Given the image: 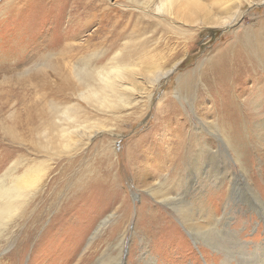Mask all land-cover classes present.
Segmentation results:
<instances>
[{"label": "rangeland", "instance_id": "obj_1", "mask_svg": "<svg viewBox=\"0 0 264 264\" xmlns=\"http://www.w3.org/2000/svg\"><path fill=\"white\" fill-rule=\"evenodd\" d=\"M158 1L103 0L106 11L94 12L90 0H0V180L11 183L13 177L35 167L46 173L39 199L22 213L25 218L11 229L12 237L10 230L0 236V264H100L104 253L117 263L121 240L122 264H144L149 258L158 264H211L213 256L224 263L223 249L203 257L175 219L164 198L183 174L167 166L162 153L170 152L175 138L181 136L178 126L190 131L191 122L211 108L210 99L196 100L198 92L207 93L200 75L211 61L228 45L231 57H254L252 48L259 39L251 29L264 22V4L231 0L234 25L225 30L216 26L217 17L224 15L219 8L227 6L224 0L214 9V0H187L190 14L184 26L154 15L153 3ZM74 4L85 10L75 13L73 20L68 10ZM109 18L129 26L116 43L108 39ZM67 44L74 46L72 52ZM164 45L175 48L165 67L174 66L173 73L154 87L149 86L150 75L137 79L142 88L127 93L126 104L108 107L89 99L87 92L100 84L91 76L79 81L74 74V67L83 68L88 60L87 70L93 73L118 54L122 64H135L144 75L141 62L145 65L155 48ZM259 66L256 72L239 73L229 80L243 93L234 106L240 109V117L221 123L233 130L232 149L224 151L221 161L231 154L243 167L231 163L230 169L240 181L235 187L239 199L252 189L264 199V129L260 126L264 89L259 93L257 88H264V65ZM183 80H189L191 88L199 85L189 106L183 99L182 106L175 92ZM222 87L232 94L231 85ZM215 91L212 88V97H218ZM166 95L174 103L168 112ZM177 108V114L170 112ZM204 133L208 144L216 147L217 135ZM225 189L227 184L209 187L206 197L220 199L207 205H216L219 211ZM236 207L233 211L241 210L237 216L242 213V217L235 216L230 228L223 229L222 241L229 247L236 245L233 229L242 241H262L263 222L244 202ZM31 217L38 220L36 227L30 225ZM31 229L36 235L26 241ZM227 260L249 264L237 250L230 251Z\"/></svg>", "mask_w": 264, "mask_h": 264}, {"label": "bare ground", "instance_id": "obj_2", "mask_svg": "<svg viewBox=\"0 0 264 264\" xmlns=\"http://www.w3.org/2000/svg\"><path fill=\"white\" fill-rule=\"evenodd\" d=\"M258 1L261 4H264V0ZM224 2L227 4L226 9L219 8V0L213 1L212 9L219 8V12L225 15L217 17V21H219V23L216 26L220 29L226 30L234 25L232 24V17L236 12L232 11V4L229 5L231 0H224ZM45 4L46 1H44V6ZM103 4V0H90L89 3L90 7L94 9V12H105L106 10H103L105 9L103 8ZM187 4H189L187 0H159L155 4L153 3L154 8L152 11L157 17L164 16L168 20H176L184 26V20L187 19L188 14H190ZM84 10L85 9L81 6L74 4L68 11L70 14L74 15L71 16V19L74 20L75 13L83 12ZM146 10L147 12H151L148 9ZM86 15L87 12L85 13V16ZM124 16L125 13H123V16L121 17L123 18ZM109 24H111L112 30L109 31L110 37L108 39H111L112 42L115 43L129 28V26L125 24V21L119 19H115L114 21L110 20ZM136 24L133 25L136 26ZM145 26L148 27V23ZM251 33H255L256 37L259 39L252 48L254 57L248 54H238L231 57L228 54L230 50V46L228 45L222 54H219L216 59L211 61L210 67L205 69L200 75V85L206 89L208 88L207 93H204L203 91L198 92L196 99L205 102L210 99L212 103L211 108L206 109V112L204 111L203 114H201V117L199 116L196 121L191 122L190 131H187L186 127L178 126L177 129L179 130L181 136L179 135L176 138L174 137L175 140L172 144L170 152L168 150L167 152L163 151L164 153H162L167 166L177 167V170L183 174L179 184H175L172 189V194L164 199H167V202H169V205L176 213L175 219L180 223L181 227L184 228L193 244L197 247V249L201 248L200 250L203 251V257L208 256V253L212 251L219 253L222 249L224 250L225 260L223 264H228L229 261L227 259L229 258V252H232V250H237L244 257H247L249 264H264V239L262 241H242L233 229L232 234L236 236L235 243L237 246L233 245L229 247L222 241L223 229L225 227L230 228V222L235 218V216L240 218L242 217V213L240 216H237V213L239 211L241 212V210L236 209L233 211L234 208H237L236 206L240 205L241 202H244L245 205H247V208L256 214V217L260 219V222H263L264 227V199L262 196L252 189L250 193L245 195L246 197H244V199H239V197L236 198L238 194L236 193L237 190L235 187L236 183L240 181L238 176H235L230 169L232 164L237 165V167L240 165L239 167L243 169V167H241V161L237 158L235 159L231 154H228V156L224 159L225 162L221 161L224 151L232 149L231 137L233 135V130L231 131L230 129H227L221 123L227 118L231 120L239 119L240 109H234V106L239 103L238 101L243 94L242 92H237V85L232 84L229 80H233L234 77L237 78L239 73L256 72L259 64L264 65V22L253 25ZM186 40L187 38L184 42H186ZM65 47L71 52L72 47L74 48V46L70 44H67ZM160 47H156L154 50L156 52H153L151 57H147V59H145L148 61L145 62V65L143 64L144 61L141 62V69L143 70V73H145L144 75H141L142 72H139L140 69L137 70V65L131 63L122 64L119 61L118 54L114 55L112 59L110 58L111 60H109V63L107 62L106 65H99L100 67L97 68L94 67L95 70L93 69V73H90L92 71L87 70V65L90 62L88 60L85 67H74V74L77 76L79 81L88 80L91 76L94 77L93 79L100 84L98 88H91V90L87 92L86 97L89 99H95L98 103L108 107L116 106L119 103L126 104V101L129 99L126 97L128 95L127 93L130 92V95H132L135 88H142L140 87L142 84L139 83L137 79L150 75L151 79L149 81V86L154 87L159 86L163 79H168L173 73L174 66L171 68L165 67L170 60L168 59V56L172 52H175V48L172 46L167 47L165 45L162 49H159ZM98 59H100V57ZM221 78L224 79L221 83L222 85L225 86L229 84L232 88H234L233 92L231 91L232 94L225 91L223 87L221 89L219 88L221 84L218 83V80ZM252 79H257L256 74L252 76ZM212 88L216 89L215 93L218 97H212ZM257 88L259 93L264 89L261 85H258ZM176 89L177 90L175 92L177 93L176 96L179 103L180 100L182 101L183 99V102L189 106L190 100L192 99V92L194 89L199 91V85L191 88L190 81L183 80L178 83ZM107 90L108 92H105ZM182 90L185 95L179 94ZM218 91H221L223 95L220 96ZM166 97L167 95L165 96V99ZM180 97L183 98L180 99ZM166 100L167 102L165 104V108L168 112L169 107H171L174 103L168 97ZM227 103L230 105H227ZM180 104L183 106L182 102ZM194 106H197V102H195ZM262 110H264V106L262 107ZM159 111L160 108H158L157 113ZM170 112H173L172 114H177L179 109L177 108L176 110H171ZM196 112L200 115V112ZM208 115L212 116L213 120H209ZM260 126L264 129V120H262ZM204 132L207 134L210 132L217 135L216 138H218V141L215 144L216 147L214 145V147H212V145L210 146V144H208V138L206 139V134ZM66 134L70 135L72 132ZM175 173L176 172L172 174V177H174ZM45 175L46 173L42 175V171H40L38 167H35L23 176L13 177L11 183H6V180H0V236H4L5 234L9 235L8 231L10 230V237H12L13 232L11 229L16 228L17 222L25 218L22 217V213L29 209L33 202L39 199V193L42 191L41 182ZM225 184H227V189H225V194L221 197L223 199V203H221V208L219 207L218 211V207L216 205H207V202L220 199V196H213L211 194L212 196L206 197V194L209 187L215 186V188H221ZM239 185L240 184H238V186ZM243 212L246 214L250 211L245 210ZM247 217L253 218L252 215L251 217L249 215ZM32 218L33 220H30V225L36 227L38 220L34 217H31V219ZM152 223L153 225H156L158 221L152 218ZM257 224L259 225L258 222ZM26 232H28V230H26ZM31 232H33V234ZM31 232L26 235L28 236L26 237V241L34 235L35 229H31ZM225 234L229 236L227 233ZM262 234L264 236V232ZM122 243L123 240L120 241L118 247L119 253L118 258L116 259L117 263H114L115 258H111V254L109 256L108 253L107 255L105 253L102 255L99 263L122 264ZM17 255L18 252L15 251L12 257L16 259ZM212 258L213 262H211V264H222V262H220V257L213 256ZM144 264H158V262L149 258V261L144 262Z\"/></svg>", "mask_w": 264, "mask_h": 264}]
</instances>
